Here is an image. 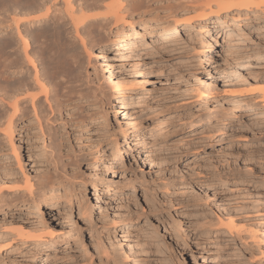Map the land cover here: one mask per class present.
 I'll list each match as a JSON object with an SVG mask.
<instances>
[{
    "label": "rangeland",
    "instance_id": "374dc122",
    "mask_svg": "<svg viewBox=\"0 0 264 264\" xmlns=\"http://www.w3.org/2000/svg\"><path fill=\"white\" fill-rule=\"evenodd\" d=\"M146 1L139 0L145 6L137 3L141 10L136 6L135 14L169 10L181 0ZM133 27L142 34L140 43L149 44L153 36L165 34L156 32L157 24L148 26L144 19L136 20ZM244 27L233 45L224 44L227 36L223 31L227 29L199 33L197 26H189L178 32V40L168 48L139 49L134 58L121 64L115 56L121 40L101 47L108 53L97 55L95 61L94 53L100 49L88 46L87 50L79 40L67 36L66 40L74 43H67L71 52L62 60L63 69L69 72L75 63L69 56L78 54L86 69L81 74L94 77L104 95L110 93L107 78L112 76L122 81L124 88L134 86L122 95L131 101L126 103L128 109L117 111L119 104L114 100L116 109L110 110L114 115L107 122L72 129V152L64 153L71 156L61 155L58 146L55 149L59 176L52 171L32 118L17 124L14 133L15 140L21 136L20 166L0 135V175L11 179L1 188H22L24 176L32 183L37 175L57 176L63 182L47 194L46 203L28 199L9 217L0 218V264H208L213 258L220 264H264V118L234 123L220 146L215 145L220 133L206 135L204 126L210 123L191 125L218 119L235 106L245 112L242 120L252 115V111L246 112L249 105L228 96L242 89L237 83L244 78L260 71L264 76V23L253 18ZM233 28L232 32L238 31L237 26ZM14 35V31H4L0 42L8 37L16 40ZM75 46L79 50L74 52ZM245 62L247 67H240ZM141 96L144 99L138 100ZM132 128L143 135L133 134ZM126 130L132 133L130 143L121 145ZM149 132L157 135L148 136ZM207 145L216 147L217 152L202 154ZM92 147L98 153L95 161L87 164ZM158 147L156 152H147ZM13 195L27 197L26 192L9 194L13 200L7 202L16 200ZM13 217L24 222L23 228L30 234L20 237L47 235L55 240L54 246L18 241L19 235L10 232ZM229 219L245 230V243L235 240V246L225 245L233 240L224 237L222 227ZM229 250L235 253L227 255Z\"/></svg>",
    "mask_w": 264,
    "mask_h": 264
},
{
    "label": "bare ground",
    "instance_id": "6f19581e",
    "mask_svg": "<svg viewBox=\"0 0 264 264\" xmlns=\"http://www.w3.org/2000/svg\"><path fill=\"white\" fill-rule=\"evenodd\" d=\"M138 2L139 0H0V33L9 30L10 32L14 31L16 34V36L14 35L16 40L8 39V37L6 39L2 38L3 40L0 42V135L4 136L11 146L19 166L22 162L19 154L21 136L17 138L18 140H15L16 136L14 134L17 124L22 125L31 118L34 120L33 122L36 123L42 136V147L46 150L47 160L56 175L59 174L60 168L57 153L68 156L70 154L64 153L66 151L72 152L70 142L72 129L79 128L81 124L98 121H101V124L107 122L114 115L110 114V110L115 111L114 109H116L112 107L114 100H117V104H119L117 111L128 109V107H125L126 103L131 101L123 98L122 95L125 90H132L134 86L124 88L122 81L111 78V73H109L111 77L107 78L111 83L109 84L110 93L107 96L104 95L102 88L94 80V77L91 78V75H86L85 72V74L82 73V76L81 71H83L85 64L82 59H78V54L69 56V58H74L75 61L74 64L70 62L73 65H70L71 68L67 63V67L70 68L69 72L63 69L64 63L62 60L64 61L65 55L71 52L68 51L67 43L69 40H66L67 36L69 39L73 37V41L75 39L79 40V45L81 43L83 48L87 46V50L89 49L88 46H90V49H100L97 53H94L95 61L97 55L108 53L106 52L107 49L101 47L111 45L116 40H121V46L118 53L115 54L121 64L126 63L132 57L134 58V52L139 49L149 47L160 50L168 48L171 43L178 40V32L188 29L189 26H197L196 31L199 33L227 29L223 31L227 36L224 44L236 45L238 37L243 35L241 32L244 30V26L250 25L253 18H258L264 23V0H181L175 7H167L169 10L160 9L153 3L155 8H158L153 13L143 10L135 14ZM149 2V0L146 1L147 4ZM139 7L137 10H141ZM227 17H230V19L227 20ZM139 19H144L148 26L157 24L158 27L155 31L158 33L163 31L165 34L153 36L149 44L140 43L138 38L142 34L134 31L133 27L135 21ZM37 23L43 26L35 30H30L29 27L27 29L20 28L26 25L32 28L31 26ZM202 23L204 24L200 25ZM48 24L53 27L52 31L49 30L50 25ZM44 25H48V27ZM234 26H237L238 31L232 32ZM235 35L237 38H234ZM71 42L69 44H72ZM30 43L35 47H32ZM55 46L56 51L54 52ZM77 50L79 49L76 48L73 51ZM231 51L236 50H229L228 52ZM66 52L68 53L66 54ZM79 56L81 55L79 54ZM240 67H247L246 62ZM260 72H257L258 74L254 77L244 78L242 81L236 82L237 86H241L242 89L231 91L228 94L231 98L239 99L240 104L249 105L246 112L252 111V115L246 117V120H242L244 119L242 115L245 112H240L235 106L231 112L223 114L218 119L199 120L192 122L191 125L210 123L211 126H204L208 131L206 135L213 132L220 133L221 136L215 142L216 146H220L226 141L225 133L229 132L227 129L235 125L234 123H253L264 118V76ZM102 74V76H105L103 71ZM85 75L86 77H84ZM231 84L233 86V83ZM141 97L138 100L144 99L143 96ZM137 131L136 128L131 130L135 135H143ZM132 133H129L128 130L125 131V137L121 145L130 143L128 139H130ZM147 135L155 136L157 134L149 132ZM112 137H116V132L113 133ZM144 140L140 139V141ZM199 141L201 142L200 139ZM56 146H58L57 149L59 148L58 152H56ZM94 149L92 147L89 150L87 164L96 159L94 156L98 152H94ZM157 150H159V147L150 148L147 152H156ZM208 152H217L216 147L207 145L201 153L207 154ZM12 175L15 180H18L16 175ZM2 176L0 175V185L11 181V179ZM23 179L24 185L22 188L18 186L0 187V218L9 217L8 215L11 212L28 199L32 200L34 198L36 202L46 203L49 197L47 194L55 189V185L63 184L57 176L55 179H51L46 175H37L36 178H33L35 184L28 177L24 176ZM34 186H36L35 191L33 190ZM19 192H26L27 197L25 196L26 198L23 199L20 195H13L16 200L10 203L7 202L8 199L9 201L13 200L9 194ZM20 197L22 200H18ZM11 220L13 222L10 226V232L12 235H19L16 236L18 241L28 243L36 241L34 243L53 245L55 240H51L52 238L47 235L39 234L40 236L37 237L27 236L26 239L22 238L23 235H30L26 233L28 230L25 231L23 228L24 222L16 220L14 217ZM231 221L229 219V223L223 224L222 227L225 234L223 236L233 238L225 245L233 247L236 245L235 240L246 242V238L243 237L246 232L238 229ZM21 235L22 237H20ZM230 251L226 254L233 255L235 253ZM206 263L220 264L219 260L215 258Z\"/></svg>",
    "mask_w": 264,
    "mask_h": 264
}]
</instances>
